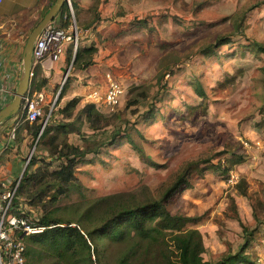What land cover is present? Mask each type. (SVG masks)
Returning <instances> with one entry per match:
<instances>
[{
  "label": "rangeland",
  "instance_id": "obj_1",
  "mask_svg": "<svg viewBox=\"0 0 264 264\" xmlns=\"http://www.w3.org/2000/svg\"><path fill=\"white\" fill-rule=\"evenodd\" d=\"M88 2L79 28L89 29L90 45L98 47L94 58L104 82L76 76L79 69L69 63L43 117L24 124L31 131L41 127V133L46 123L47 134L34 135L23 148L16 131L19 147L0 157V174L7 171L13 187L26 171L36 173L31 194L39 197L17 194V204L33 217L51 213L86 232L120 208L150 206L188 165L200 163L188 175L192 187L172 194L167 206L173 215L199 220L169 229L159 218L150 221L149 227L163 231L155 234L158 242L135 233L102 237L91 259L81 242L67 252L30 236L28 264H124L129 252V264H154L163 259V242L176 259L172 233L188 229L202 233L205 260L237 252L249 237L246 254L264 264V53L249 48L264 44V0ZM39 22L25 24V44ZM226 37L232 42L219 44ZM108 73L124 91L113 107L106 100ZM197 82L205 96L195 91ZM98 86L101 100L95 103L89 93ZM74 87L80 103L62 113ZM89 104L104 115L102 130H94L82 112ZM113 133L118 139L109 144ZM93 135L107 146L77 166L73 190L54 189L62 154Z\"/></svg>",
  "mask_w": 264,
  "mask_h": 264
},
{
  "label": "trees",
  "instance_id": "obj_2",
  "mask_svg": "<svg viewBox=\"0 0 264 264\" xmlns=\"http://www.w3.org/2000/svg\"><path fill=\"white\" fill-rule=\"evenodd\" d=\"M145 23L146 20H138L136 24L142 25ZM231 42L232 40L229 37H226L221 39L219 44H229ZM249 48H252L253 50L255 49L258 53H264V44L262 43L254 42ZM97 52L98 48L94 45L85 48L80 47L75 55L73 50H70L68 62H73V67L84 70L95 64L94 56ZM195 91L200 94V96H205V91L200 87L199 82L195 84ZM79 103L80 100L78 98L71 99L62 109V113L71 114L77 108ZM95 107L94 104H89L83 108L82 112L85 114L88 123L94 130H102L104 128L102 122L105 117L101 113H96ZM40 130L41 127L35 128L33 135L38 136ZM103 133L106 134L105 131L102 132V134ZM43 134H47L46 130ZM118 134L119 133H113L110 135L111 142L109 144H112L118 139ZM96 137L97 135H93L90 138H86V143L83 147L71 145L70 150L62 154L63 162L60 164L59 171H56L57 179L54 180L52 185L54 189L65 186L68 187V189L70 188L73 190L74 186L72 185V182L77 179L75 175L77 166L85 162L88 155L98 154L101 152L102 147L107 146V143H101ZM131 142L134 144L133 141ZM133 147L138 150L142 156L144 155V152L137 145L134 144ZM202 162L207 163L210 162V160ZM33 164H35V161H31L30 166ZM198 164L200 163H191L188 165L178 180L160 199L152 202L150 206L120 208L117 211H113L114 213L108 218L106 217L100 225L96 226L91 231L87 230L86 232H82L81 228L78 227L79 225L72 226L73 222L69 221L66 223L63 219H60L51 213H46L39 219L40 226L45 227L46 230L40 234L33 235L31 238L37 243H50L56 250L63 249L67 252L74 250L77 242H81L89 252L90 259L92 253L95 251L97 252L96 248H93L96 241L105 236L110 239H123L128 234L135 233L144 239L158 242L160 239L155 234H162L163 231L159 232L157 229L154 230L149 227L148 224L150 221L159 218V222L163 224V229H169L177 227L182 222H195L199 220V218L196 217L173 215L167 207L169 198L172 194L179 189H188L192 187L188 180V175L193 168L198 166ZM230 170L231 169L223 168V171L226 174H229ZM35 178L36 173H28L27 171L24 173L17 193L18 196L25 195L28 198L39 197V193L36 196L31 194L35 186L33 183ZM68 189H62V192H68ZM242 194L246 195V192L243 191ZM53 198H55V196H53ZM18 200L19 199L16 200V203ZM100 201H105V199H100ZM61 225H65V227H62ZM244 231H247V229L244 228ZM245 240V244L237 252H229L216 261L205 260L203 255L206 252V248L202 233L198 229L179 230L178 232L172 233L173 246L178 251L177 256L175 257L176 259H174L175 255L173 251L171 249L168 250L170 246L162 241L166 251L162 254L163 259L159 261L160 258L158 256V259L154 261V264H256L251 260L250 255L246 254L250 238L248 237ZM33 252V249L30 250L28 248V259ZM131 254L132 253L129 252L125 256L124 264H129Z\"/></svg>",
  "mask_w": 264,
  "mask_h": 264
},
{
  "label": "crops",
  "instance_id": "obj_3",
  "mask_svg": "<svg viewBox=\"0 0 264 264\" xmlns=\"http://www.w3.org/2000/svg\"><path fill=\"white\" fill-rule=\"evenodd\" d=\"M57 0H4L0 4V84L10 90L16 97L19 86L24 78V65H25V31L26 23L32 21H41L49 10L56 4ZM91 2V1H90ZM90 2L87 0H70L61 9L60 14L54 19L58 25L71 29L72 26H77L79 31V48L90 47L92 41L88 40L89 29L84 31L80 30L79 23L82 24L84 11L89 8ZM94 45V44H93ZM97 47V45H94ZM98 48V47H97ZM70 50H73L72 44H67L64 53L60 59L54 61L53 59L46 58L44 62L33 68V76L30 83V89L43 93L45 101L48 102L58 89L61 81L65 77V71L69 65L68 56ZM74 53V52H73ZM95 64L87 67L84 70L79 69L76 76H86L89 80L104 82L101 78V70L98 64V59L94 58ZM98 68V69H97ZM107 80V78H106ZM105 84V83H104ZM108 85V83H107ZM106 85V87H107ZM74 86V85H72ZM74 89L69 90L66 95L67 98L74 97ZM86 89V88H85ZM85 89H81L80 95L84 96ZM101 86L93 91H87L90 94L92 102L97 103L101 100ZM87 98V97H86ZM13 99V100H14ZM12 100V102H13ZM20 117V118H19ZM20 111L15 115L8 117L0 122V157L8 150L18 149V143L11 139V132L17 129L18 136L23 138L22 147L24 148L34 136L31 129L25 128L26 122H21ZM33 124V123H30ZM10 171V170H9ZM0 174L1 180H9L10 176L4 173ZM0 180V181H1Z\"/></svg>",
  "mask_w": 264,
  "mask_h": 264
},
{
  "label": "built area",
  "instance_id": "obj_4",
  "mask_svg": "<svg viewBox=\"0 0 264 264\" xmlns=\"http://www.w3.org/2000/svg\"><path fill=\"white\" fill-rule=\"evenodd\" d=\"M3 1L0 0V4ZM68 3L70 4V0ZM68 43L73 45L75 55L79 49L77 26L66 29L58 25L55 20L47 24L35 41L33 68L41 65L46 58L59 60ZM107 83L106 100L109 105L116 106L124 91L111 73L107 74ZM14 96L10 90L0 84V111L12 102ZM50 104L52 108L55 105V103ZM45 105L43 93L29 90L20 110L21 122L36 123L39 121L44 115ZM45 126L46 123L43 128ZM16 131L17 129H13L11 132L12 140L16 139ZM7 182L6 180L0 181V264H27L26 238L40 234L46 228L40 226L38 217L31 216L22 204L16 203L21 179L13 187Z\"/></svg>",
  "mask_w": 264,
  "mask_h": 264
},
{
  "label": "water",
  "instance_id": "obj_5",
  "mask_svg": "<svg viewBox=\"0 0 264 264\" xmlns=\"http://www.w3.org/2000/svg\"><path fill=\"white\" fill-rule=\"evenodd\" d=\"M68 1L69 0H57L56 4L49 10V12L44 16V18L38 23V25L30 34L25 47L26 57L23 81L18 88L16 97L13 102H11L9 105H7L0 111V122L12 115H15L21 110L24 97L29 92L31 79L33 76V51L35 41L41 31L45 28V26L52 22L60 14L61 9L64 7V5H66V3H68ZM65 79H67V76H65ZM43 132L44 128L42 129L40 135H42Z\"/></svg>",
  "mask_w": 264,
  "mask_h": 264
},
{
  "label": "bare ground",
  "instance_id": "obj_6",
  "mask_svg": "<svg viewBox=\"0 0 264 264\" xmlns=\"http://www.w3.org/2000/svg\"><path fill=\"white\" fill-rule=\"evenodd\" d=\"M20 118V117H19Z\"/></svg>",
  "mask_w": 264,
  "mask_h": 264
}]
</instances>
